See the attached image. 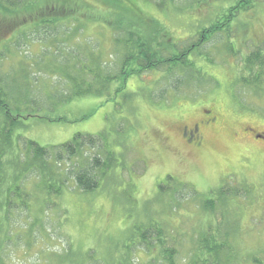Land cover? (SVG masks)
Wrapping results in <instances>:
<instances>
[{
	"label": "rangeland",
	"instance_id": "1",
	"mask_svg": "<svg viewBox=\"0 0 264 264\" xmlns=\"http://www.w3.org/2000/svg\"><path fill=\"white\" fill-rule=\"evenodd\" d=\"M83 1L68 10L75 12L64 22L68 32L77 24L81 28L71 32L66 43L59 40L65 32L60 28L51 46L22 41L5 50L10 59L0 66V75L7 72L15 83L30 84L28 92L44 110L26 119L16 132L20 135L12 134V146L4 150L18 152L25 139L47 147L77 134L98 136L96 149L85 147L83 160L78 156L76 163L87 165L100 158L107 164L106 177L94 192H81L70 182L62 196L46 199L34 178L21 183L30 195L29 210L13 219L19 236L5 252L6 264H106L110 257L116 264H156L151 258L159 254L158 247L147 253L137 243L136 228L145 229L148 220L174 241L175 261L189 260L198 227L214 229L224 216L232 221L227 226L230 234L225 228L226 238L235 241L244 259L253 254L245 264H252L253 256L264 257V139L255 141L246 134L252 130L264 138V0H246L244 9L241 0H121L127 10L139 5L170 29L175 52L196 45L202 28L210 29L224 15L229 18L200 51L188 56L199 74L188 72L180 85L162 72L140 73L126 82L124 93L133 96L129 104L112 93L111 99L82 98L58 105L62 94L71 92L73 79L89 78L69 60L72 56L87 59L91 77L98 74L96 63L103 61L99 73L114 82L111 92L120 85L117 73L129 27L123 24L115 31L118 21L105 12L108 5ZM254 53L260 58L253 70H245ZM206 112L217 123L203 131L201 148L187 147L182 127L201 120ZM107 153L112 154L111 164ZM24 174V179L30 176ZM221 190L239 193L227 202L224 216L216 198ZM208 199L212 208L205 211Z\"/></svg>",
	"mask_w": 264,
	"mask_h": 264
},
{
	"label": "trees",
	"instance_id": "2",
	"mask_svg": "<svg viewBox=\"0 0 264 264\" xmlns=\"http://www.w3.org/2000/svg\"><path fill=\"white\" fill-rule=\"evenodd\" d=\"M80 1L84 2L83 0ZM80 1L0 0V66L10 59L5 54L9 51L8 47L14 42L17 46L22 45V41L51 46L55 43L60 28L61 33L65 30L59 39L63 44L71 39L69 36L71 32L74 34L79 33V28H81L79 24H77L75 30L72 29L71 32H68L70 27H67L64 22L73 16L70 14H75V12L68 13V10L78 8V4L81 5ZM120 1L99 0L100 3L106 4L110 8L105 12L115 14L118 21L114 25L115 31H121V25L123 24L129 27L123 45L125 48L124 59L121 69L117 73L119 88L111 92V86L114 82L107 77L100 76L99 72L102 70L103 61L99 60L96 63L98 74L91 77L88 74L89 68L86 67L88 64L87 59L84 61L82 57L72 56L68 59L80 68L78 69L80 73L88 75L89 78L80 79L79 81L73 79L71 92L68 95L63 93L57 102L58 105L71 103L82 98L105 99L108 97L111 99L112 93L115 94V97L121 94L122 98L121 95L119 97L129 104L133 96H127L124 93L126 82L134 76H139L140 73L162 72L161 74L166 79L169 76L174 79L175 84L180 85L182 83L181 78L186 77L188 72L194 73L195 70V63L188 60V56L193 52L196 53L208 39V36L223 29L220 28V24L223 21L227 23L229 18V16L224 15L220 22L218 20L216 24H210V29L202 28L199 39L196 41L197 44L194 43L196 45L185 52H180L179 49L175 52V44L172 43V39H176L169 31L170 29H167L156 18L145 14L139 5L132 6L131 11H129L120 4ZM241 3V6H243L247 4V1L241 0ZM247 6L242 9L247 8ZM232 11L236 12V8ZM78 37L79 41L82 35H78ZM259 54L250 55V62L243 65L245 70H253V65L260 58ZM47 55L49 54L46 53ZM160 68H163V70H160ZM195 71L199 74L197 70ZM256 74L260 75V72ZM257 75H255L254 80L258 79L259 76ZM9 78L7 72L0 75V143L2 144L0 146V264H6L5 258H8V256L5 255V252L10 242L19 236L13 219H20L18 215L20 214L23 217L22 213L29 210L30 195L23 190L20 186L21 183L34 178L43 188L45 199L48 197L57 198L62 196L64 190L71 184L70 182L74 184V188L81 192H94L99 188L107 173L106 163L97 157L92 158L87 165H85L86 163L82 165L76 163L78 156L80 161L83 160V149L85 147L96 149L98 141H100L98 136L77 134L66 143L47 147H41L36 142L25 139L18 152L14 154L6 153L4 148L12 146V134L15 135L20 128L24 127L23 123L26 119L36 118L44 110L42 105L39 106L40 101L35 99L31 92H28L30 84L19 85L18 82L15 83ZM26 79L27 76L23 81ZM168 87L173 89L171 86ZM174 89L178 88L175 87ZM54 103H52V110ZM56 121L61 122L62 119ZM19 135L16 134L15 136ZM107 155L109 156L108 162L111 164L112 154L107 153ZM73 161L75 162L72 163ZM63 166H66L64 170H62ZM101 168L105 170L99 172L98 169ZM24 173H29L30 176L24 179ZM183 188L188 189L189 187L183 186ZM159 191H164L162 186H159ZM190 195L195 197V191L191 190ZM216 195L221 204L222 216H224V213H227V202L231 198H237L239 193H234V196H232L233 192L231 190H221L217 191ZM220 199L225 200L222 202ZM211 204L208 199L204 202L203 209L205 211L211 210ZM224 220L222 222L218 221L214 229L206 227L205 230L202 228L203 226L198 227L196 248L189 260L178 259L175 261V256L178 253L173 248L174 241L171 239L170 242V238L165 235V230L158 228L150 220H148L149 224L145 229L136 228L138 231L137 243L142 245L147 253L151 252L154 247H158L159 254L151 258L153 263L156 262V264H245L246 260H249L253 254L246 256V259L243 258V254H239L238 249L236 250L235 247V241H229L226 238L227 232L225 233V231L227 229L230 234V229L227 226L232 221H227L225 216ZM234 238L238 239L236 235H234ZM129 248L127 250H130ZM109 259H106L108 262L106 264H116V261L113 262L112 259ZM251 259L252 264H264V257L253 256ZM117 264L134 263L128 260Z\"/></svg>",
	"mask_w": 264,
	"mask_h": 264
},
{
	"label": "flooded vegetation",
	"instance_id": "3",
	"mask_svg": "<svg viewBox=\"0 0 264 264\" xmlns=\"http://www.w3.org/2000/svg\"><path fill=\"white\" fill-rule=\"evenodd\" d=\"M216 123V117L206 112L201 120L194 122L189 127L183 126L181 129V137L185 141L186 146L189 148H201L205 138L203 131L214 126ZM246 134L251 136L253 140L256 139L257 135L252 130H248ZM255 141H259V139Z\"/></svg>",
	"mask_w": 264,
	"mask_h": 264
},
{
	"label": "water",
	"instance_id": "4",
	"mask_svg": "<svg viewBox=\"0 0 264 264\" xmlns=\"http://www.w3.org/2000/svg\"><path fill=\"white\" fill-rule=\"evenodd\" d=\"M256 139H261V140H263L264 138L261 137V136H258V137H256Z\"/></svg>",
	"mask_w": 264,
	"mask_h": 264
}]
</instances>
